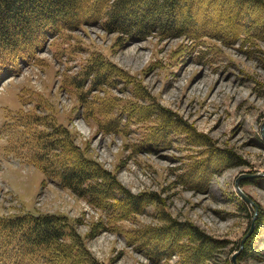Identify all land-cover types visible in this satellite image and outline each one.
Returning a JSON list of instances; mask_svg holds the SVG:
<instances>
[{"label":"rangeland","instance_id":"1","mask_svg":"<svg viewBox=\"0 0 264 264\" xmlns=\"http://www.w3.org/2000/svg\"><path fill=\"white\" fill-rule=\"evenodd\" d=\"M226 2L206 8L205 0H196L193 13L200 20L212 17L231 6ZM244 10L262 25L252 26V32L237 41L204 37L192 42L152 35L118 45L117 35L99 26H83L51 38L36 63L0 80V129L7 111L36 108L40 114L49 113L125 188L159 195L158 207L149 205L134 219L120 221L119 228L160 224V209L219 243L209 264H233V255L238 264H264V225L256 227L258 217L264 218V13L249 4ZM92 52L103 54L140 82V91L150 95L147 100L123 84L109 93L120 105L129 100L148 105L145 111L152 122L133 120L122 124V131L106 132L100 118H88L78 94L85 88H75L74 75ZM161 107L176 126L169 123L174 133L154 143L146 137L151 123L161 124ZM128 110L138 112V108ZM4 145L6 138L0 135L1 215L63 214L77 221V232L98 263L154 264L118 231L104 227L86 236L92 223L105 219L103 212L47 181L38 168L11 154L7 157ZM205 159L210 169L202 177L183 176L187 168ZM236 183L252 203L241 198ZM253 233L250 254L240 257ZM177 260L173 255L168 264Z\"/></svg>","mask_w":264,"mask_h":264},{"label":"trees","instance_id":"2","mask_svg":"<svg viewBox=\"0 0 264 264\" xmlns=\"http://www.w3.org/2000/svg\"><path fill=\"white\" fill-rule=\"evenodd\" d=\"M195 1L0 0V80L19 74L23 66L36 63L37 54L51 38L83 26H99L106 33L116 34L115 43L120 45L152 35L185 37L192 42L204 37L237 41L240 36L246 37L252 32V26L262 23L244 10V4H249L264 13L262 0H205L206 8L224 6L226 1L231 6L225 12L219 11L202 20L193 13ZM217 24L222 25L218 27ZM74 76L75 88H85L78 93L85 114L95 120L100 118L102 130L122 131V124L129 125L133 120L138 124L152 122L149 112L145 111L148 105L133 100L120 105L119 99L111 96L109 90L119 84L134 89L140 98L147 100L150 95L140 91L141 84L135 77L103 54L92 52ZM97 91L103 94L94 93ZM84 92L90 94L84 96ZM128 108H138V112L131 113ZM160 114L163 116L161 124L151 123V133L146 137L148 141L155 140L154 143L174 133L171 124L175 121L169 111L161 107ZM0 135L6 138L8 154L38 168L47 181L69 189L103 212L105 219L92 223L86 236L104 227L118 231L154 264L162 261L168 264L173 255L178 256L176 264H209L208 260L219 248L217 241L201 233L196 226L170 218L160 209V224L128 230L119 228L120 221L134 219L149 205L158 207L159 195L155 191L132 193L125 188L115 173L88 156L87 150L76 142V135L67 126L55 122L49 113L40 114L36 108L7 111ZM227 157L230 161L233 155ZM206 160L191 165L183 176L188 174L191 179L209 171ZM76 222L63 214L0 215V264H102L85 246ZM262 225L264 218L260 216L256 227ZM255 237L253 233L247 238L240 257L250 254ZM225 264L230 263L225 261Z\"/></svg>","mask_w":264,"mask_h":264},{"label":"water","instance_id":"3","mask_svg":"<svg viewBox=\"0 0 264 264\" xmlns=\"http://www.w3.org/2000/svg\"><path fill=\"white\" fill-rule=\"evenodd\" d=\"M235 187L237 188L238 193H239V195L241 196V198H242L246 203H252L250 197H249L247 194H245V193H244V192L238 187V184H237V183L235 184ZM232 261H233V264H238V263L236 262V255H233V256H232Z\"/></svg>","mask_w":264,"mask_h":264},{"label":"bare ground","instance_id":"4","mask_svg":"<svg viewBox=\"0 0 264 264\" xmlns=\"http://www.w3.org/2000/svg\"><path fill=\"white\" fill-rule=\"evenodd\" d=\"M256 16V15H255ZM257 17V16H256ZM254 19V18H253ZM257 19V18H256ZM222 20V19H221ZM220 21V20H219ZM258 21V20H257ZM260 23V22H259ZM212 25V24H211ZM262 25V24H261ZM264 26V25H263ZM213 29V28H212ZM217 30V29H216ZM208 157H210V156H208ZM200 160H201V158H200ZM203 160V159H202ZM208 163V162H207ZM194 169V168H193ZM197 170V169H196ZM202 176V175H201ZM201 178V177H200ZM196 248V247H195ZM188 258V257H187ZM190 263V262H189Z\"/></svg>","mask_w":264,"mask_h":264}]
</instances>
